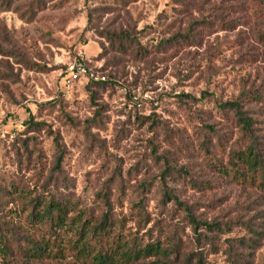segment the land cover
Here are the masks:
<instances>
[{
	"label": "rangeland",
	"instance_id": "374dc122",
	"mask_svg": "<svg viewBox=\"0 0 264 264\" xmlns=\"http://www.w3.org/2000/svg\"><path fill=\"white\" fill-rule=\"evenodd\" d=\"M81 58L105 80L67 85ZM241 96L264 143V0H0V182L95 217L107 197L129 238L163 226L206 264H264V195L219 173L243 143L220 104ZM180 203L219 228L198 242Z\"/></svg>",
	"mask_w": 264,
	"mask_h": 264
},
{
	"label": "trees",
	"instance_id": "16d2710c",
	"mask_svg": "<svg viewBox=\"0 0 264 264\" xmlns=\"http://www.w3.org/2000/svg\"><path fill=\"white\" fill-rule=\"evenodd\" d=\"M195 24L197 22L191 23L190 28ZM185 97L198 101L205 94L200 99L189 94ZM242 97L220 104V109L233 113L243 143L229 152V164L219 173L238 184L255 187L264 195V143L255 134L254 118L245 110ZM258 97L254 95L248 101ZM43 125L34 123L36 127ZM181 174L195 186L196 182L188 171H181ZM171 178L174 179L169 171L160 175L166 205L178 204L177 197L167 187V179ZM17 199L24 201L19 211L5 208L6 204ZM105 205L108 209L95 217L75 212L74 203L69 198L58 199L47 190L33 195L28 187L13 180L8 184L0 182V258L8 263L12 258L56 262L70 258L74 264H206L205 252L183 251V239L176 230L172 234H164V228L160 226L157 231L161 237H150L147 241L123 235L119 230L123 221L115 217L107 197ZM180 205L198 242L200 230L219 228V223L202 221L191 207ZM14 215L20 216L19 225Z\"/></svg>",
	"mask_w": 264,
	"mask_h": 264
},
{
	"label": "built area",
	"instance_id": "2783aa9c",
	"mask_svg": "<svg viewBox=\"0 0 264 264\" xmlns=\"http://www.w3.org/2000/svg\"><path fill=\"white\" fill-rule=\"evenodd\" d=\"M66 79L65 83L67 85H72L76 81L86 78L91 80H105L104 76L99 75L92 71L86 64L83 58L77 59L70 63L66 69Z\"/></svg>",
	"mask_w": 264,
	"mask_h": 264
}]
</instances>
